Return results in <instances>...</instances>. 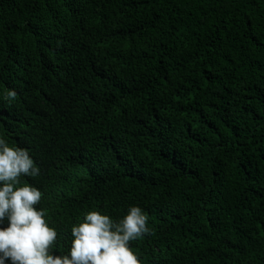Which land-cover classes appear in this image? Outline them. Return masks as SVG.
Returning <instances> with one entry per match:
<instances>
[{"label":"trees","instance_id":"obj_1","mask_svg":"<svg viewBox=\"0 0 264 264\" xmlns=\"http://www.w3.org/2000/svg\"><path fill=\"white\" fill-rule=\"evenodd\" d=\"M0 135L56 254L136 204L141 264H264V0H0Z\"/></svg>","mask_w":264,"mask_h":264},{"label":"clouds","instance_id":"obj_2","mask_svg":"<svg viewBox=\"0 0 264 264\" xmlns=\"http://www.w3.org/2000/svg\"><path fill=\"white\" fill-rule=\"evenodd\" d=\"M4 95L14 98L16 93ZM39 174L29 149L12 146L0 135V264H141L129 242L149 228L145 211L136 204L119 219L96 208L85 212L70 228L67 251L54 253L58 233L38 207L42 191L21 179Z\"/></svg>","mask_w":264,"mask_h":264}]
</instances>
